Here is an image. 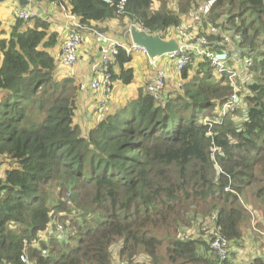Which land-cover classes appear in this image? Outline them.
Returning <instances> with one entry per match:
<instances>
[{
	"label": "trees",
	"instance_id": "1",
	"mask_svg": "<svg viewBox=\"0 0 264 264\" xmlns=\"http://www.w3.org/2000/svg\"><path fill=\"white\" fill-rule=\"evenodd\" d=\"M67 1L83 26L119 19L165 38L200 9L199 28L241 36L234 46L249 51L251 81H238L241 106L209 128L205 120L233 89L226 74L192 56L180 72L181 88L167 79L173 92L164 101L147 91V80L125 102L101 114L95 108L97 119L82 129L74 122L82 77L59 70L47 51L60 44L59 32L39 15L32 24L16 19L9 40H0V264H210V247L197 253L202 242L182 237L192 221L213 213L228 240L248 229L259 233L264 0H175L172 8L167 0L156 7L155 0H126L121 8L120 0ZM114 58L113 81L130 85L131 55L117 46ZM156 65L173 68L163 59Z\"/></svg>",
	"mask_w": 264,
	"mask_h": 264
},
{
	"label": "built area",
	"instance_id": "2",
	"mask_svg": "<svg viewBox=\"0 0 264 264\" xmlns=\"http://www.w3.org/2000/svg\"><path fill=\"white\" fill-rule=\"evenodd\" d=\"M39 2H46L53 8H58L65 15L66 33L64 41L61 45L60 55L56 58L59 63V70L65 72L68 76L73 75V69L79 62L80 48L82 46V36L80 31L84 26L81 25L75 15H73L68 5L64 0H38ZM109 3L110 0H103ZM126 0H120V8ZM11 12L15 15L16 19L29 21L35 16V11L27 8L23 5H15L12 7ZM204 13L200 9H192L187 13L186 18L171 28L168 33L169 38H174L178 43V48L163 54L159 58L151 62L148 58L147 51L135 44L131 45V48H125L127 53L144 54L148 58L150 65H155L160 59L167 62L171 68L172 74H179L181 70L190 61L191 57L206 58L209 60L214 72L218 75L226 74L228 81L232 86L233 92L225 103L218 108L217 115L212 119L205 120L211 128L215 122H221L223 117L228 113H233L240 107L241 97L238 93L239 84H246L251 79L246 77L248 67L251 64V58L249 57V51L243 47H235L234 45L240 41L241 36L239 34L230 35L226 29L219 30L213 25H209L207 28H199L200 20L203 18ZM204 31L207 34L221 35V39L217 42L210 41L201 32ZM103 40L104 46L100 54L99 62L92 69V78L89 82H80V90H90L95 101V108L97 113L101 114L105 111L108 104L106 99L114 94L116 82L113 81V66L117 64L114 58L117 46L124 47L122 42L113 40L105 34H97ZM165 38V37H163ZM218 45V49H214L215 45ZM168 70L159 69L154 71L147 83V91L153 95L158 101H164L165 95L163 94L166 89V81L170 76ZM178 87H182L183 80L180 78H174ZM241 93V92H240ZM243 94V93H242ZM216 215L212 214L209 217L199 219V223L192 228V234L190 239L198 238L206 240L212 252L217 256L215 264H224L232 255L233 245L221 232L220 227L215 223ZM189 237L188 235L185 236ZM24 262L28 263L27 256L24 257Z\"/></svg>",
	"mask_w": 264,
	"mask_h": 264
},
{
	"label": "crops",
	"instance_id": "3",
	"mask_svg": "<svg viewBox=\"0 0 264 264\" xmlns=\"http://www.w3.org/2000/svg\"><path fill=\"white\" fill-rule=\"evenodd\" d=\"M64 2L66 5L69 4L67 0H64ZM15 5H20L18 0H5L0 3V22H1L0 40L1 39H5L6 41L9 40L11 25L15 21V15L13 14V12H11V10L12 7ZM24 5H26L27 8H30L33 11H35V15H39L47 19L51 23L50 30L53 31L56 30L60 33V40L62 43L66 33L65 25L67 19L65 18V15L60 11V9L53 8L48 3L39 2L38 0H25ZM102 24L103 27L111 25L109 21L92 23L89 26L85 25L81 29V33H83L84 30L89 29L95 25L101 27ZM92 31H93L92 34L96 33V31L94 30ZM97 31L99 34H105L106 36H108L113 40L122 42L125 46L124 47L125 50L126 48L125 34L120 32L121 36L119 35L114 36V35H110L111 32H108L107 30H103V31L97 30ZM93 36L94 37L92 38L89 37L88 42L87 39L83 42L80 48V61L78 62L77 65H75L73 69L74 73L82 77V79L80 80L85 82H89L92 78L91 68L93 67V64L97 62L99 55L98 51H100V48L104 43L103 40L96 38L95 35ZM86 42L88 43L87 45L85 44ZM59 51H60V47L58 42V44L54 48H51V52L52 54L54 53L57 54ZM83 54L85 55V57H83ZM130 55H131V60L125 64V67L133 69L134 80H132V83L130 85H121L117 81L115 85L114 94L109 96L108 108L110 106H113L116 102L123 103L127 99L134 97L136 95L137 87L145 85L150 75L159 68V66L156 65L157 63L155 64L156 65L155 67H149L150 64L148 62V59L147 62H142L141 64H139V61L136 60V64L138 65V67L134 68L133 65L134 55L137 54H130ZM118 70H119V65H116L114 67V72L116 73L118 72ZM169 71L172 72L171 69ZM171 77L179 78V74L176 73L171 75L170 73V76L168 78ZM87 91H82V93L80 92L77 93L76 98H77L78 110L74 121H76L77 116L81 117L83 120L84 119L88 120L89 118H87V116L92 117L90 118V124L88 125L89 127L94 123L95 119H97V114L94 113L95 106H94L93 95H90L91 92H87ZM168 92H173V89H169L166 87L163 94L165 95ZM258 219L262 220L261 215L258 216ZM261 231L264 232V228H262ZM230 242L233 245V252L230 261L227 262L226 264H248L253 257L256 256L264 257V236L261 235L260 233L257 234L254 233V235H252L250 230L248 229L245 231V235L242 238L237 239L235 241L230 240ZM245 249L248 250L245 251ZM204 251H205L204 248L200 246L197 250V253H202ZM191 264H208V263L205 261H196V262H192ZM210 264H213V262H211Z\"/></svg>",
	"mask_w": 264,
	"mask_h": 264
},
{
	"label": "rangeland",
	"instance_id": "4",
	"mask_svg": "<svg viewBox=\"0 0 264 264\" xmlns=\"http://www.w3.org/2000/svg\"><path fill=\"white\" fill-rule=\"evenodd\" d=\"M167 1H168V5L171 8L176 6L175 0H167ZM154 6L155 7L157 6V1L156 0L154 1ZM15 20H16V18H15ZM25 22H28V21H25ZM29 22H30V24L33 23V21H31V20H29ZM109 23L111 24L110 26L103 27V24H102V26L100 27V26H96L95 25V26H93V27H91L89 29L84 30L83 33H80L81 36H82V41L84 42L87 39V42H88L89 37L92 38V37H94L93 35H95L96 38H99L98 35L96 34V33H98L97 30H99V31L107 30L108 32H111L110 35H114V36L115 35L116 36H118V35L121 36L120 32H122L123 34L126 35V48H131L132 43H131V38H130V34H129V26L131 24H128L127 21L123 22V21H121L119 19H116V20L115 19H111L109 21ZM92 30L96 31V33L92 34V32H93ZM87 42L85 43L86 45L88 44ZM47 51L52 54L51 48H49ZM131 54H135V53L131 52ZM52 55L56 59L60 55V51L57 54L54 53ZM83 57H85L84 54H83ZM147 59H148L147 56L144 55V54L134 55V60H133L134 68L138 67V65L136 64V60H138L139 64H141L142 62H147ZM79 86H80V83H79ZM79 90H80V88H79ZM87 118H89V119L88 120L87 119L83 120L81 117L77 116L76 117V121H74V122L78 125L79 128H82V129L83 128H87L88 125L90 124V118H92V117L87 116ZM3 170H4V166L1 165L0 166V173H2ZM260 202H261V200L259 201V203ZM263 207H264V204H263ZM263 211H264V209H263ZM261 217H262V220H264V213L261 214ZM201 218H204V217H201ZM201 218H199V219H201ZM199 219L192 221V223L190 225L191 229L194 228L196 226V224L199 223V221H200ZM115 250L116 249H114L113 251H115ZM247 250L248 249H245V251H247Z\"/></svg>",
	"mask_w": 264,
	"mask_h": 264
},
{
	"label": "water",
	"instance_id": "5",
	"mask_svg": "<svg viewBox=\"0 0 264 264\" xmlns=\"http://www.w3.org/2000/svg\"><path fill=\"white\" fill-rule=\"evenodd\" d=\"M5 0H0V3ZM21 5L25 4V0H18ZM131 42L137 46L143 47L148 54L151 62L159 58L167 52H171L178 48V43L174 38H163L160 35H151L146 31L132 24L129 28Z\"/></svg>",
	"mask_w": 264,
	"mask_h": 264
},
{
	"label": "clouds",
	"instance_id": "6",
	"mask_svg": "<svg viewBox=\"0 0 264 264\" xmlns=\"http://www.w3.org/2000/svg\"><path fill=\"white\" fill-rule=\"evenodd\" d=\"M21 5V4H20ZM27 5V4H26ZM26 5H23V6H26ZM35 17V16H34ZM33 19V18H32ZM78 19V18H77ZM31 20V19H30ZM79 21V20H78ZM132 25V24H131ZM130 25V26H131ZM130 26H129V28H130ZM138 28H140V27H138ZM141 29V28H140ZM80 33H81V30H80ZM60 34V33H59ZM96 34H98V33H96ZM99 39H101L100 37H99ZM102 40V39H101ZM64 41V40H63ZM63 41H62V43H63ZM62 43H61V40H60V44H59V47H61V45H62ZM82 44H83V41H82ZM103 46H104V43H103V45H102V47L100 48V51H99V55H98V59H97V62H99V58H100V54H101V52H102V50H103ZM123 46H124V44H123ZM120 47V46H119ZM125 47V46H124ZM124 47H122L123 49H124ZM126 51V50H125ZM130 54V53H129ZM57 61V60H56ZM209 61V60H208ZM117 65V64H116ZM115 65V66H116ZM214 70V69H213ZM92 71V70H91ZM113 74H114V66H113ZM94 104H95V101H94ZM241 106V105H240ZM100 114V113H99ZM231 114V113H230ZM213 214H215L216 215V213H213ZM209 216H211V215H209ZM209 216H205V217H209ZM253 223H254V221L252 220L251 221V226L250 227H252V228H254L252 225H253ZM192 230L193 229H188L187 231H186V233L185 234H183V239L184 240H198V241H200V242H202V244H201V247H203L204 248V250L206 249V247H210L209 246V243L206 241V240H201V239H198V238H193V239H190V234H192ZM259 233L261 234V235H263L264 236V232L263 231H259ZM186 235H188L189 237H185ZM180 237V236H179ZM230 241V240H229ZM205 245H207V246H205ZM233 252V251H232ZM232 254V253H231ZM215 255V254H214ZM232 256V255H231ZM231 256L229 257V259L227 260V261H225L224 262V264H226L227 262H229L230 261V259H231ZM259 256H256V257H253L251 260H253L254 258H258ZM215 259H214V261H213V264H215V262L217 261V256L215 255V257H214ZM260 258H262L263 260H264V257H260ZM250 260V261H251Z\"/></svg>",
	"mask_w": 264,
	"mask_h": 264
}]
</instances>
